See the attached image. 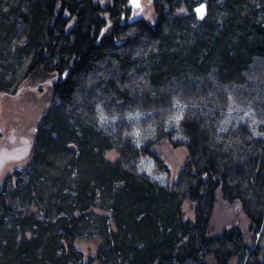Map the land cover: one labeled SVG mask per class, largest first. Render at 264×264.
Segmentation results:
<instances>
[{
  "label": "trees",
  "instance_id": "16d2710c",
  "mask_svg": "<svg viewBox=\"0 0 264 264\" xmlns=\"http://www.w3.org/2000/svg\"><path fill=\"white\" fill-rule=\"evenodd\" d=\"M128 1L0 0V94L57 75L28 161L0 190V264H264L263 245L246 243L238 226L209 229L218 192L240 201L258 233L264 226V124L229 135L228 106L217 108L264 94V0H206L203 21L199 1L153 0V22ZM133 69L152 93L208 88L209 110L181 124L190 158L173 186L137 173L152 151L117 144L86 107V96L121 104L131 85L117 77ZM80 240L99 243L96 256L86 259Z\"/></svg>",
  "mask_w": 264,
  "mask_h": 264
},
{
  "label": "rangeland",
  "instance_id": "374dc122",
  "mask_svg": "<svg viewBox=\"0 0 264 264\" xmlns=\"http://www.w3.org/2000/svg\"><path fill=\"white\" fill-rule=\"evenodd\" d=\"M195 1H199L195 7L206 2V0ZM95 2L105 7L113 3V0H95ZM153 3V0H142L141 10L131 7L133 14L141 13L146 20L153 22L157 17ZM109 17L107 14L103 15L106 20H109ZM110 78V76L104 77L102 83ZM56 79L57 75L54 73L41 81L30 78L22 86L23 88L14 94H0V190L6 176L23 168L27 163L36 129L44 113L51 106L52 83ZM117 80L119 84L130 83L131 87L127 93L124 89L128 98H125L124 102L120 100L121 104L115 106L110 101L102 105L95 104L94 96L91 99L86 96L85 103L89 102L86 107L93 106L92 121L105 133L115 136L117 144L124 145L130 142L137 149L148 147L154 156L146 155L140 158L136 164V172L145 174L162 185L173 186L190 158L186 145L188 139L182 132L181 124L187 116L192 117L199 111L209 110L207 105H210L211 100L204 94L208 88L190 87L180 83L165 89L169 90L170 94L162 90L152 93L151 89L146 87L150 85L145 73L137 69H133L129 74L125 72L119 74ZM254 83L256 84L257 81ZM160 97L165 100L164 106L157 103ZM251 98L243 94L232 96L226 102H218L217 108L228 106L224 124L228 125L225 127L229 135L236 134L241 124L249 123L255 131H259L264 124L261 107L262 104L264 107V94L258 98L253 94ZM149 108L153 110L150 111ZM215 116L219 119L216 114ZM117 151L116 148L107 152V158L116 160ZM184 209L186 217L194 219L193 205L187 201ZM232 226H238L244 232L246 243L259 242L264 247V226L258 233L257 226L247 216L240 201H225L218 192V201L209 225L211 234L220 235L225 228ZM76 245L86 259L96 256L99 248V243L95 241L80 240ZM261 258L264 261V258ZM238 263L239 259L236 258L230 264Z\"/></svg>",
  "mask_w": 264,
  "mask_h": 264
},
{
  "label": "water",
  "instance_id": "95a60500",
  "mask_svg": "<svg viewBox=\"0 0 264 264\" xmlns=\"http://www.w3.org/2000/svg\"><path fill=\"white\" fill-rule=\"evenodd\" d=\"M141 1L142 0H129L128 7H134L135 9H139V8L141 9V7H142ZM195 14L197 15V17L200 21L205 20L208 16V4H207V2H203L202 4L197 6L195 8Z\"/></svg>",
  "mask_w": 264,
  "mask_h": 264
},
{
  "label": "bare ground",
  "instance_id": "6f19581e",
  "mask_svg": "<svg viewBox=\"0 0 264 264\" xmlns=\"http://www.w3.org/2000/svg\"><path fill=\"white\" fill-rule=\"evenodd\" d=\"M196 8V7H195ZM195 8H194V12H195Z\"/></svg>",
  "mask_w": 264,
  "mask_h": 264
}]
</instances>
